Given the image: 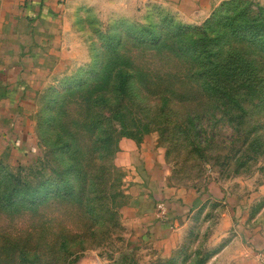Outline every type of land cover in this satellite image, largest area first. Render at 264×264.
<instances>
[{"label": "rangeland", "instance_id": "1", "mask_svg": "<svg viewBox=\"0 0 264 264\" xmlns=\"http://www.w3.org/2000/svg\"><path fill=\"white\" fill-rule=\"evenodd\" d=\"M201 1L192 23L158 5L152 18L144 11L108 18L101 8L84 6L68 17L60 46H51L36 76L18 73L30 67L25 57L33 44L0 26V174L14 176L6 182L0 178L1 188L18 178L28 184L58 182L71 172L77 184L99 179L100 205L110 203L109 191L125 194L112 199L116 206L123 204L116 210L117 227L75 264H264V55L254 51L243 70L241 55L220 52V68L208 74L230 96L236 94L241 106L236 112L216 108L212 85L204 89L198 83L200 65L177 52L178 39L200 45L198 32L177 37L176 25L160 26L167 15L175 23L200 27L225 0ZM248 1L264 6V0ZM152 22L158 27L146 26ZM140 26L149 27L159 43H140L134 37L144 29ZM119 72L132 75L125 88ZM246 77L253 82L248 87L242 85ZM189 112L206 113L196 122L208 125L210 147L190 145ZM124 136L147 140L155 158L163 157L168 176L162 183L165 196L158 195L157 202L172 200L177 220L166 224L181 226L177 241L170 230L169 242L156 244L127 223V173L116 162L119 141L128 139ZM179 194L189 197L188 204L175 198ZM56 202L45 214L75 228L81 222L75 206ZM28 218L0 213V234L27 229Z\"/></svg>", "mask_w": 264, "mask_h": 264}, {"label": "trees", "instance_id": "2", "mask_svg": "<svg viewBox=\"0 0 264 264\" xmlns=\"http://www.w3.org/2000/svg\"><path fill=\"white\" fill-rule=\"evenodd\" d=\"M152 8L157 9L155 6ZM152 12L149 11L147 15L149 18L153 17ZM158 23L152 22L146 26L158 27ZM173 24L176 25L177 37L185 36L188 32H198V39L202 41L198 45L196 40L192 39L176 40L179 55L190 59L202 68L201 72L196 73L201 88L206 89L208 85H212L210 97L215 100L216 108L219 109L222 105L232 108L235 112L238 111L241 102L236 94L230 96L220 87V80H215L208 73L220 68V52H235L238 56L241 55L240 64L243 70L250 64L248 58L254 60L251 56L254 51L259 55H264V6L248 0H225L200 27L189 26L181 22L175 23L167 15L161 20L160 26L167 27ZM146 28L134 37L140 43L157 45L159 37L146 31L148 30ZM225 63L223 61L221 64L222 68ZM117 76L120 86L125 88L127 78L132 75L119 72ZM250 83H253L251 78H242L244 87H248ZM213 112L215 115L216 111ZM205 114L189 112L187 115L188 122L185 129L193 132L191 137L193 142L190 145L197 150L210 147L213 141L207 137L205 129L208 126L207 123L205 127L200 121L196 122V118H204ZM124 137L131 139L137 145L141 144L140 138ZM191 138H187L186 141H190ZM65 146L68 150L70 149L68 142ZM70 167L74 166L70 165ZM71 175V172H64L58 182L46 180L35 184L24 183L18 178L13 185H3L2 188L0 186V213L18 217L29 215L27 229L0 234V264H75L88 251L97 247L101 236L109 235L108 231L117 227L118 211L116 210L123 204L116 206L112 203V199L116 197L125 199L124 192L109 191L110 203L100 205L96 198L100 185L99 179L89 184H77L74 179H71ZM8 177L14 178L10 174H0L3 182H6ZM53 201L75 206L77 220L81 222L75 228H66L58 222L57 218L47 216L46 209L53 206L55 203ZM82 220H86L88 224L82 223Z\"/></svg>", "mask_w": 264, "mask_h": 264}, {"label": "crops", "instance_id": "3", "mask_svg": "<svg viewBox=\"0 0 264 264\" xmlns=\"http://www.w3.org/2000/svg\"><path fill=\"white\" fill-rule=\"evenodd\" d=\"M201 0H4L2 4L1 28L11 34L26 45L33 44L32 52L25 57L30 61L29 68H20L18 73L22 75L28 70L33 76L39 75L42 63L47 61V54L51 53V46H60L62 42V29L65 28L69 16L78 14L84 6L91 5L97 10L101 8L108 18L124 17L129 18L135 13H149L150 8L158 5L175 13L185 23H192V14L199 13ZM211 0H204V5ZM90 3V4H86ZM195 11V12H193ZM174 14V15H175ZM178 18V19H179ZM198 19V18H197ZM196 19V20H197ZM193 21H196L193 19ZM5 22V23H4ZM183 23V22H182ZM61 29V30H60ZM20 31L23 34H20ZM19 32V33H18ZM24 37L26 39H24ZM39 43L42 48H35ZM22 44V45H24ZM44 53V55H43ZM46 54V55H45ZM49 58V57H48ZM25 59H22L23 61ZM41 64V65H40ZM25 65V63H24ZM23 65V66H24ZM24 87V86H23ZM21 91V89H19ZM13 97V94L10 95ZM147 140L137 145L131 139L123 138L119 141V150L116 156L117 165L126 170L127 191L130 197L126 204L125 217L128 218L132 227L144 238L156 240V244H166L169 242L167 236L169 231L178 240L177 233L181 232V226L175 229L169 227L166 222L176 223V213L171 208V201L158 203V195H163L164 183L168 172L165 170L166 164L157 160L154 156V148L150 147ZM159 157V156H158ZM164 199H169L167 196ZM176 199H180L183 204H188L189 197L179 194ZM174 198V199H175ZM164 205L165 215L158 217V206Z\"/></svg>", "mask_w": 264, "mask_h": 264}, {"label": "built area", "instance_id": "4", "mask_svg": "<svg viewBox=\"0 0 264 264\" xmlns=\"http://www.w3.org/2000/svg\"><path fill=\"white\" fill-rule=\"evenodd\" d=\"M158 209L160 210V212H159L160 217H163L165 215V212H166L164 205H159Z\"/></svg>", "mask_w": 264, "mask_h": 264}]
</instances>
